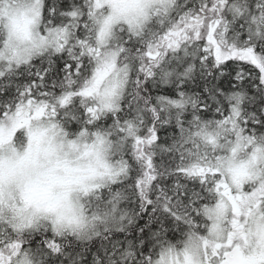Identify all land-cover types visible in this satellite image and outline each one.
<instances>
[{
    "label": "snow or ice",
    "instance_id": "1",
    "mask_svg": "<svg viewBox=\"0 0 264 264\" xmlns=\"http://www.w3.org/2000/svg\"><path fill=\"white\" fill-rule=\"evenodd\" d=\"M0 264H264V0H0Z\"/></svg>",
    "mask_w": 264,
    "mask_h": 264
}]
</instances>
